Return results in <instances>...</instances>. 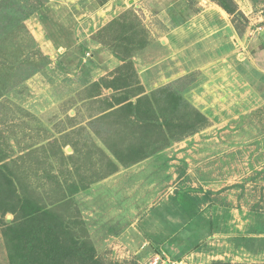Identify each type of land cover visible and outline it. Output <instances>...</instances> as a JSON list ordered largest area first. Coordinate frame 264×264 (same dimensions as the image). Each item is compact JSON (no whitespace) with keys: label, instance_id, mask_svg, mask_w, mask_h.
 I'll use <instances>...</instances> for the list:
<instances>
[{"label":"rangeland","instance_id":"obj_1","mask_svg":"<svg viewBox=\"0 0 264 264\" xmlns=\"http://www.w3.org/2000/svg\"><path fill=\"white\" fill-rule=\"evenodd\" d=\"M251 5L229 15L212 0H0V264L20 198L49 207L62 198L51 175L91 178L95 147L114 160L102 139L133 142L119 109L160 89L206 124L118 165L66 215L100 264H263L264 0ZM212 18L233 36L211 34Z\"/></svg>","mask_w":264,"mask_h":264},{"label":"trees","instance_id":"obj_2","mask_svg":"<svg viewBox=\"0 0 264 264\" xmlns=\"http://www.w3.org/2000/svg\"><path fill=\"white\" fill-rule=\"evenodd\" d=\"M212 1L229 15H241L234 0ZM119 110L128 112L133 119V142L118 150L102 139L114 160L94 146L96 155H100L99 159L103 163L94 164L96 167L95 171H91V178H86L83 173L73 172L78 177L75 179L69 172L71 180L67 178L61 182L57 180V175H51L62 192V198L56 205L48 207L33 195L25 193L20 198L14 222L3 231L9 264H100L82 221L66 215L71 209V198L102 176L116 171L118 165H134L168 147L178 139L177 136H185L206 124V118L198 110L180 95L167 89L140 97ZM4 158L3 153L0 155V162ZM103 169L105 172H102Z\"/></svg>","mask_w":264,"mask_h":264},{"label":"crops","instance_id":"obj_3","mask_svg":"<svg viewBox=\"0 0 264 264\" xmlns=\"http://www.w3.org/2000/svg\"><path fill=\"white\" fill-rule=\"evenodd\" d=\"M130 1V0H129ZM251 1H252V3H251ZM260 0H235V2L238 4V6L240 5H246V7H250V8H252V5L251 4H253V3H257V2H259ZM251 3V4H250ZM105 8H107L106 6H104ZM115 8L116 10H118V9H122V6H119V5H117V3L115 2V4H113V3H111V8ZM120 9V10H121ZM112 10V9H111ZM220 10H221V12H223V10L220 8ZM103 15H106V13H103ZM216 16H218L219 17V15H217L216 14ZM108 17V16H107ZM220 20H221V18H220ZM193 21H195V22H193ZM210 22H212L211 24H210V22L209 23H206L205 25L206 26H210V25H214V28H210L211 30H210V32H211V34H214V35H216L217 37H218V34H223V37L224 36H230V37H232L233 36V29L231 28V27H229V25L228 24H226L225 22H224V24L223 25H225V27H218V25L219 24H221V23H218V20L217 19H214V18H212V20H209ZM187 24V26L188 27H193V32H196V31H198V29H200V28H198V27H200L201 26V24L198 22V20L196 21L195 20V18H191V20L188 22V23H186ZM186 24H185V26H186ZM225 28V29H224ZM209 32V33H210ZM218 39V38H217ZM222 39H225V37L224 38H222ZM225 41H226V39H225ZM221 42H222V40H221ZM165 43V42H164ZM167 48H169V46L167 47ZM166 49V48H165ZM201 49H203V47H201ZM168 50V49H167ZM198 52H199V48H198ZM169 53H170V51H168V55H169ZM259 230H263V232H264V223L262 224H260L259 225ZM259 237H263V239L261 240V242H260V245H261V248L259 249V251L257 252V255H259L260 256V263H263L264 264V234H261V235H259Z\"/></svg>","mask_w":264,"mask_h":264}]
</instances>
